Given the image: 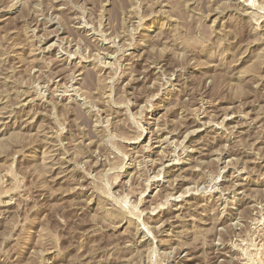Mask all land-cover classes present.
<instances>
[{
    "label": "rangeland",
    "instance_id": "obj_1",
    "mask_svg": "<svg viewBox=\"0 0 264 264\" xmlns=\"http://www.w3.org/2000/svg\"><path fill=\"white\" fill-rule=\"evenodd\" d=\"M244 263L264 0H0V264Z\"/></svg>",
    "mask_w": 264,
    "mask_h": 264
},
{
    "label": "bare ground",
    "instance_id": "obj_2",
    "mask_svg": "<svg viewBox=\"0 0 264 264\" xmlns=\"http://www.w3.org/2000/svg\"><path fill=\"white\" fill-rule=\"evenodd\" d=\"M79 63V62H78ZM226 115H229V113H225ZM226 117V116H225ZM213 127V126H212ZM238 134V133H237ZM163 139V138H162ZM179 199V198H178ZM249 249V248H248ZM246 260V259H245ZM243 262V261H242ZM246 262V261H245ZM245 264V263H244Z\"/></svg>",
    "mask_w": 264,
    "mask_h": 264
}]
</instances>
